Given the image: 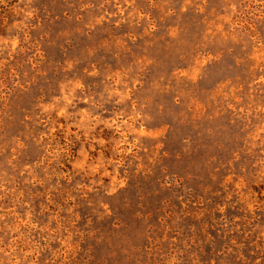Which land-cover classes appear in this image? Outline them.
Returning <instances> with one entry per match:
<instances>
[{
  "label": "rangeland",
  "instance_id": "374dc122",
  "mask_svg": "<svg viewBox=\"0 0 264 264\" xmlns=\"http://www.w3.org/2000/svg\"><path fill=\"white\" fill-rule=\"evenodd\" d=\"M0 262L264 264V0H0Z\"/></svg>",
  "mask_w": 264,
  "mask_h": 264
},
{
  "label": "trees",
  "instance_id": "16d2710c",
  "mask_svg": "<svg viewBox=\"0 0 264 264\" xmlns=\"http://www.w3.org/2000/svg\"><path fill=\"white\" fill-rule=\"evenodd\" d=\"M66 231L67 232L63 235V238L61 236L58 240V242L63 246L62 249L64 248V251H65L64 254L58 256L59 260L60 259L64 260L63 262L67 261V255H69L70 251H71L72 255H77V251L80 250L78 243L80 241L84 240V238L87 235V233H85V232H80L78 230H75L74 227L73 228L69 227L66 229ZM72 238H74V239H72ZM70 239H72V240L69 241ZM65 253H66V256H65ZM87 261H89V260H87ZM0 264H2V263L0 262ZM86 264H90V263L86 262Z\"/></svg>",
  "mask_w": 264,
  "mask_h": 264
}]
</instances>
